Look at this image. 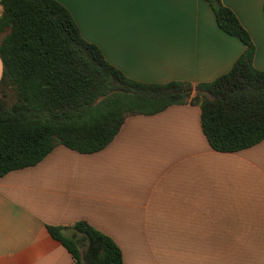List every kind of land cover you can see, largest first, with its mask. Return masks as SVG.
Instances as JSON below:
<instances>
[{"label": "crops", "instance_id": "1", "mask_svg": "<svg viewBox=\"0 0 264 264\" xmlns=\"http://www.w3.org/2000/svg\"><path fill=\"white\" fill-rule=\"evenodd\" d=\"M56 1L138 82H212L245 51L204 0ZM221 1L249 32L264 71V0ZM78 222L112 238L123 264H264V141L217 152L200 109L186 104L127 118L100 152L58 146L0 177V264H76L48 227Z\"/></svg>", "mask_w": 264, "mask_h": 264}, {"label": "trees", "instance_id": "2", "mask_svg": "<svg viewBox=\"0 0 264 264\" xmlns=\"http://www.w3.org/2000/svg\"><path fill=\"white\" fill-rule=\"evenodd\" d=\"M204 1L218 27L238 38L245 51L228 73L193 85L127 77L84 39L56 0H1L0 177L38 165L58 146L100 152L127 118L186 104L200 109L203 133L217 152L235 153L264 141V71L254 66L255 45L221 0ZM48 230L76 264H123L114 240L86 222Z\"/></svg>", "mask_w": 264, "mask_h": 264}, {"label": "rangeland", "instance_id": "3", "mask_svg": "<svg viewBox=\"0 0 264 264\" xmlns=\"http://www.w3.org/2000/svg\"><path fill=\"white\" fill-rule=\"evenodd\" d=\"M1 67H2V65H1ZM1 74H2V69H1Z\"/></svg>", "mask_w": 264, "mask_h": 264}]
</instances>
